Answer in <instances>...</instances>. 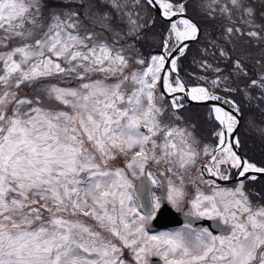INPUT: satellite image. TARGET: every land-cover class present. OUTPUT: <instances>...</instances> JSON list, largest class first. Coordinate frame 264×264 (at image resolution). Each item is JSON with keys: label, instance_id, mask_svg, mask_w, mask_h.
<instances>
[{"label": "snow or ice", "instance_id": "6c2138e0", "mask_svg": "<svg viewBox=\"0 0 264 264\" xmlns=\"http://www.w3.org/2000/svg\"><path fill=\"white\" fill-rule=\"evenodd\" d=\"M190 3L226 21L219 36L202 32ZM154 13L168 27L145 57ZM202 34L193 62L206 74L189 87L180 61ZM186 100L213 102L214 145ZM245 106L264 113V0H0V264H130L125 249L134 264H264V188H246L264 167L238 152ZM232 170L236 186L221 187ZM149 182L162 194L149 199ZM162 205L224 227L189 219L150 235Z\"/></svg>", "mask_w": 264, "mask_h": 264}, {"label": "trees", "instance_id": "16d2710c", "mask_svg": "<svg viewBox=\"0 0 264 264\" xmlns=\"http://www.w3.org/2000/svg\"><path fill=\"white\" fill-rule=\"evenodd\" d=\"M192 7H194V4L190 3L189 8H188V14L199 23L202 29V32L210 33L212 37L219 36L222 30V26L224 25L223 20L217 19L215 22H209L203 15L201 18H198L194 14ZM156 16L161 22V29L164 27V31H166L168 27V22L163 20L157 14ZM205 46H206V38L202 34L199 41H193L190 44L189 52L180 61L181 63L180 75L183 77V79L185 80L188 86L193 85L197 82L200 83V81L192 77L193 72L197 74H201V75L206 74L199 68V66L196 63L193 62L194 59L199 60L201 58L200 52H201V49H203ZM208 60L209 62L214 63L211 57H208ZM252 64L254 63L252 62ZM252 64H250V74H252ZM112 79H115V78H110L109 80H112ZM235 99L239 101L241 100V97L236 96ZM243 111H244V117L242 119V123H241L239 133H238L239 139L241 141L243 155L251 162L257 164L258 166L264 167V142L261 141L260 138L254 137L255 135L251 136L247 134L246 132L244 133V124H245L246 115L252 114L254 116H257L259 120H262L263 117L260 113V110L255 107H253L252 109H249L248 106H245ZM208 112H209L208 106L192 104V105H187L186 115L190 116L194 122H197V120L201 117V115H207ZM213 124L215 125V122H213ZM199 135L208 138L213 145L216 143L215 139L211 136V132L209 133L201 132L199 133ZM247 138H250L249 141H247ZM257 182H264V178H259Z\"/></svg>", "mask_w": 264, "mask_h": 264}, {"label": "flooded vegetation", "instance_id": "af4514ba", "mask_svg": "<svg viewBox=\"0 0 264 264\" xmlns=\"http://www.w3.org/2000/svg\"><path fill=\"white\" fill-rule=\"evenodd\" d=\"M110 81V80H109ZM264 128V127H263ZM201 132H198V134ZM203 143H207L210 145H213L211 141L204 137L200 136ZM207 159V158H205ZM123 161L120 159H117L116 161L113 162V166H123ZM199 167L200 165L197 166L196 169L190 170L186 174L185 178V191H186V199H192L197 192L196 187L194 186L193 182L196 184H199V180L197 179L199 176ZM152 170L154 172L157 171L156 166H152ZM233 172V177H235V170H232ZM158 174V173H157ZM166 176H169L170 178L175 180V177H171V174L165 173ZM206 179H211L210 176L205 174ZM259 178H264V177H258ZM257 179V180H258ZM256 181H249L246 184V188L250 190H260L264 188V182H257ZM178 183V181H176ZM135 183H139V181H135ZM217 183L224 188H234L237 184V180L233 182H227V181H220L217 180ZM149 199H150V193L155 192L157 195H161V191L159 188L151 185V182H149ZM200 191H202L205 194H212V189L208 184H200ZM253 202L256 203L255 198H253ZM259 203L264 204V201H260ZM143 211V209H141ZM188 211L187 207H183V210L178 211L175 208H173L171 205L164 206L162 205V211L161 213H158L156 218H154L149 225L147 226L149 229V234L150 235H159L160 233L164 232H174L180 229H183L185 227L186 222L191 219L192 220V227L193 228H202V227H209V229L213 232V234H221L222 228L224 227L221 225L220 227H217V221H210L207 220L206 218H196V217H188L185 215V213ZM89 223H94L92 220H88ZM117 243H119L117 241ZM125 258L129 260L130 264H134L132 261L131 256L128 253V250L125 249ZM149 260L152 262V264H163V261L160 259L158 256H150Z\"/></svg>", "mask_w": 264, "mask_h": 264}, {"label": "rangeland", "instance_id": "374dc122", "mask_svg": "<svg viewBox=\"0 0 264 264\" xmlns=\"http://www.w3.org/2000/svg\"><path fill=\"white\" fill-rule=\"evenodd\" d=\"M192 10L194 12V14L198 17L201 18L202 14L199 12V10L196 7H192ZM155 17H156V24L154 26V28L151 30V32L153 34L156 35V39L150 42H146L144 44H142L141 46V52L145 57H149L150 55H157L160 52V39L163 37L165 31H164V27L161 29V22L160 20L157 18L156 13H154ZM224 24L226 23V21H224ZM253 52H258L257 49H253ZM211 63V62H210ZM254 63V61H253ZM136 66V67H135ZM143 66H138L137 65H133L132 68H130L128 71L125 72V75H131L132 71L135 70H140L142 69ZM201 74H197L195 72H193L192 77H194V79H196L197 76H200ZM197 80V79H196ZM109 83L114 82V80H110L108 81ZM200 83H203L202 81H200ZM197 83L190 85V86H195ZM130 93H126V95H129ZM254 107V106H253ZM253 107H249V109H252ZM261 113V111H260ZM263 119L259 120L257 118V116H254L252 114H248L245 117V124H244V133L246 132L247 134L254 136V137H258L261 139V141L264 142V133H262L260 131V129H262L264 127V113H261ZM201 120V121H199ZM252 121V124H249V121ZM214 121H210L208 119L207 115H201V117L197 120V122H195L197 124V129L198 132H202V133H209L212 132L213 129L215 128V125L213 124ZM250 138H247V141H249ZM253 140V139H252Z\"/></svg>", "mask_w": 264, "mask_h": 264}, {"label": "water", "instance_id": "95a60500", "mask_svg": "<svg viewBox=\"0 0 264 264\" xmlns=\"http://www.w3.org/2000/svg\"><path fill=\"white\" fill-rule=\"evenodd\" d=\"M158 14V13H157ZM188 14V13H187ZM159 15V14H158ZM188 16H190L189 14H188ZM191 17V16H190ZM192 18V17H191ZM193 19V18H192ZM164 20V19H163ZM196 23H198L195 19H193ZM165 21H167V20H165ZM193 41H191V42H189L190 44L192 43ZM181 76V75H180ZM182 77V76H181ZM190 87V86H189ZM186 105H192V104H197V105H207V106H209V103H213V102H209V103H201V102H195V101H190V100H186ZM241 122H242V120H241ZM240 126H241V124H240ZM240 126H239V128H240ZM238 132H239V129H238ZM238 152H239V154L242 156V157H244V155H243V152H242V148L240 147L239 149H238ZM245 158V157H244ZM246 159V158H245ZM258 175V177H264V175H261V174H257ZM235 180H237V177L235 176L234 178H232L231 180H229V181H227V182H233V181H235Z\"/></svg>", "mask_w": 264, "mask_h": 264}]
</instances>
